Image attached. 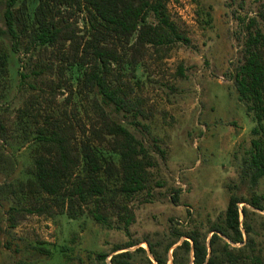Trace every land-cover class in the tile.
Wrapping results in <instances>:
<instances>
[{
    "label": "rangeland",
    "instance_id": "obj_1",
    "mask_svg": "<svg viewBox=\"0 0 264 264\" xmlns=\"http://www.w3.org/2000/svg\"><path fill=\"white\" fill-rule=\"evenodd\" d=\"M30 2L18 3L15 11L28 23L24 13L32 14L35 5ZM166 7L189 43L158 53L147 47L135 69H123L117 80L139 113L122 111L115 117L156 161L147 190L128 201L134 219L125 228L112 208L109 226L97 223L89 213L93 200L81 203L84 212L75 207L77 216L70 219L61 195L20 190L37 126L70 123L79 145L95 121L92 97L79 87L80 74L74 68L51 48L31 45L29 33L19 30L14 47L15 40L5 32L0 0V121L6 129L0 143L3 158L14 163L11 172L0 168V242L10 247H0V264H112L111 257L122 251L131 253L130 264H157L149 245L166 264H193L192 250L178 247L183 240L192 245L188 235H199L207 243L208 231L231 194L241 200L264 194V177L252 184L242 174L256 137L251 131L255 122L232 79L248 21L257 19L264 31V0H167ZM84 18L82 13L70 18L79 35L86 34ZM95 145L107 150L105 143ZM106 179L111 186L116 182ZM112 200L123 202L107 195L101 206L107 208ZM45 204L51 213L26 211ZM10 205L18 209L14 228L8 227ZM238 206L248 210L245 219L240 212L241 229L244 223L250 225L249 237L264 261V210L244 202ZM247 237L243 231V239ZM127 243L132 246L125 247ZM116 247L123 248L114 251Z\"/></svg>",
    "mask_w": 264,
    "mask_h": 264
},
{
    "label": "trees",
    "instance_id": "obj_2",
    "mask_svg": "<svg viewBox=\"0 0 264 264\" xmlns=\"http://www.w3.org/2000/svg\"><path fill=\"white\" fill-rule=\"evenodd\" d=\"M30 1L35 5L32 14L24 13V17H30L28 23L15 14L17 4L25 5V0H3L5 32L15 40L14 47L18 45L19 30L29 33L31 45L51 48L63 63L80 74L78 85L92 97L95 123L88 131L87 140L79 145L70 123L50 121L37 126L30 167L18 186L21 191L31 194L61 195L67 199L70 219L77 216L75 207L79 206L84 212L81 203L93 200L95 207L89 213L97 223L109 226L112 208L126 228L134 219L128 201L147 190L150 168L156 166V161L143 143L115 117L122 111L132 112L134 116L139 113L117 80L123 69H135L147 47L158 53L177 43L188 44L189 39L171 20L167 0ZM77 13L85 17V35H79L76 21H70ZM232 79L238 99L255 122L251 131L256 137L251 140L242 171L243 176L255 184L264 177V31L255 18L246 25ZM4 130L6 133L0 121V134H4ZM95 143H105L107 150L97 148ZM2 150L0 143V168L11 172L14 163L3 158ZM106 178L116 182L111 186ZM107 195L121 198L123 202L112 200L107 208L101 206V200L106 201ZM240 202L264 210V194L253 193L246 200L231 194L223 214L208 231L211 234L207 243L191 233L188 238L192 245L183 240L178 246L187 253L192 250L193 264H264L260 249L255 251V242L249 237L250 225L244 223V230L241 229L240 212L245 219L248 210L245 206L240 209ZM16 211L18 209L12 205L6 210L9 228L16 226L13 215ZM26 211L39 215L51 213L52 208L45 204ZM243 231L247 239H243ZM1 246L10 248L0 242ZM130 246L132 244L127 243L125 247ZM170 247L168 245L167 250ZM122 248L116 247L114 251ZM149 248L157 264L167 263L151 245ZM130 257L129 251H122L111 257V263L130 264ZM99 259L104 261L105 255L101 254Z\"/></svg>",
    "mask_w": 264,
    "mask_h": 264
}]
</instances>
